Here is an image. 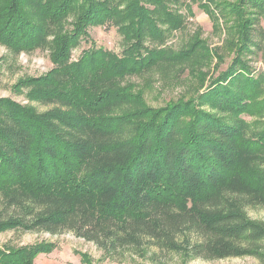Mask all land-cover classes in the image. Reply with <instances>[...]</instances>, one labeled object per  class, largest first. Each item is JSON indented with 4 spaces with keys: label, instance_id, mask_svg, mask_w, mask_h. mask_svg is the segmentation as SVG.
I'll return each mask as SVG.
<instances>
[{
    "label": "trees",
    "instance_id": "obj_1",
    "mask_svg": "<svg viewBox=\"0 0 264 264\" xmlns=\"http://www.w3.org/2000/svg\"><path fill=\"white\" fill-rule=\"evenodd\" d=\"M183 1L0 0V44L47 51L51 63L20 79L26 103L0 97V233L70 231L104 257L159 264H264V221L247 213L264 208V0H200L213 22L233 24L220 69L209 66L219 47L198 33L167 44L185 29L179 7L192 13ZM91 27L116 30L120 51L98 46ZM184 73L186 94L158 107L131 81ZM55 248L3 244L0 264Z\"/></svg>",
    "mask_w": 264,
    "mask_h": 264
},
{
    "label": "rangeland",
    "instance_id": "obj_2",
    "mask_svg": "<svg viewBox=\"0 0 264 264\" xmlns=\"http://www.w3.org/2000/svg\"><path fill=\"white\" fill-rule=\"evenodd\" d=\"M225 5L235 0H224ZM200 0L193 3L191 0H184V5H189L191 14L185 10V6L179 7L180 13L185 17V29L176 32L169 38L167 44L175 47L182 46L194 33H198L206 40L212 49L217 47L220 52L221 62L213 59L209 64L210 69L218 66L224 68L229 61L232 51L227 44V32L232 31V21L218 20L213 22L202 9L199 8ZM223 2V1H222ZM89 35L98 46L118 53L120 51V36L116 30H103L100 27L89 28ZM228 45V46H227ZM84 47L81 44L75 49L72 57H76ZM252 64L261 68V62L253 60ZM208 66V67H209ZM51 67L47 51L36 50L32 53L21 52L17 55L12 53L5 45L0 44V97H10L18 102L26 103V90L16 88L20 79L28 76H38L45 73ZM208 67H202L204 69ZM211 71V70H210ZM196 75H193V79ZM169 82L155 74L150 79L141 81L139 78H132V82L140 84L146 102L154 107L163 106L169 100L185 95L193 82L188 73L180 77L172 76ZM195 80V79H194ZM41 109V108H40ZM248 216L252 219L264 221V208L257 207L248 209ZM36 241H52L56 248L48 254H39L33 264H159L149 258H138L125 255L120 258H108L102 255L96 245L76 237L70 231H64L51 235L48 232H24L9 230L0 233V246L3 244L25 245ZM165 264H259L257 258L252 256L228 257L223 259L203 260L199 258L183 259L180 256L171 255L161 257Z\"/></svg>",
    "mask_w": 264,
    "mask_h": 264
}]
</instances>
